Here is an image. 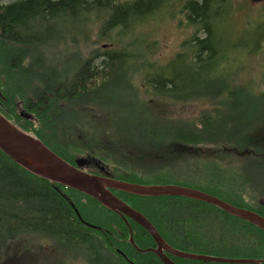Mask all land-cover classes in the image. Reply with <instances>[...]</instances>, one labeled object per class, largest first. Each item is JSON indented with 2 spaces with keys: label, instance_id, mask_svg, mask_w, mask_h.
<instances>
[{
  "label": "trees",
  "instance_id": "obj_1",
  "mask_svg": "<svg viewBox=\"0 0 264 264\" xmlns=\"http://www.w3.org/2000/svg\"><path fill=\"white\" fill-rule=\"evenodd\" d=\"M163 1L166 0H0V91L3 97L0 110L8 116L12 109L25 132L40 138L65 160L74 163L79 156L94 159L114 178L130 182H144L137 157L139 148L149 144L165 151L169 144L174 152L173 163L178 161V155H199L203 145L209 144L220 150L223 146H229L232 151L253 150L258 154L253 159L264 166L260 134L264 112L253 110V118L234 133L229 132V126L223 127L230 122L218 108L231 96L263 101L264 91L245 93L251 83H238L237 77L228 72L219 75V80L215 79L216 85L207 83L216 66L228 59L227 48L235 47L224 43L225 18L213 21L212 13L204 17L206 7L214 0H183L184 9L189 11V24L195 25L194 33L204 29L206 36L191 37L188 49L184 52L182 49L175 55L178 60L172 59L166 65L154 57L156 50L150 47V41L135 53L129 49L124 36L119 35L122 26L123 34L142 30ZM262 3L264 6V0ZM72 5L78 17L90 6L108 11L101 33L107 34L104 39L109 41L110 50L101 48L103 53L96 48L93 59L81 52L78 57L70 53L64 61L49 55L47 34L55 31L52 24L66 21L64 13L57 11ZM56 31L63 39L79 38L75 28ZM252 41L247 51L254 59L263 50L264 33L257 30ZM156 71L173 73L167 80L159 77L162 96L171 97L176 103L188 101L198 106L210 101L212 109H200L185 120L156 121L155 113L161 106L143 103L140 99L141 94L157 96L150 90L158 87L154 84L158 79L151 78V73ZM221 81L222 86H217ZM216 87L233 89V92H216L213 90ZM17 110L29 112L32 117L22 118ZM224 128L226 132L221 135L220 130ZM219 171L209 175L207 186L211 189L230 184L227 183L230 180L219 176ZM171 180L172 177L168 182ZM115 192L143 212L163 238L177 249L231 258H243L244 253H251L254 258L264 256V230L216 206L186 197H146ZM236 193L234 205L257 212L263 208L257 202L246 200L244 194ZM129 223L138 247L145 249L156 244L137 222L129 219ZM96 232L104 236L93 234ZM129 233L121 216L98 200L33 174L0 150V264L6 252L9 255L35 253L36 256H30H35L34 263L40 264L38 260L46 246L97 247L102 237L113 239L115 235L126 239L117 243L119 247L134 249L129 257L143 258L151 254L135 250L127 239ZM106 245L114 246L111 242ZM177 259L187 264H230ZM156 261L162 264L159 259ZM125 263L129 264L126 260Z\"/></svg>",
  "mask_w": 264,
  "mask_h": 264
},
{
  "label": "rangeland",
  "instance_id": "obj_2",
  "mask_svg": "<svg viewBox=\"0 0 264 264\" xmlns=\"http://www.w3.org/2000/svg\"><path fill=\"white\" fill-rule=\"evenodd\" d=\"M182 5L183 0H167L166 3H162L160 8L155 11V15L152 19L143 24L142 30L138 33L127 32L123 34L124 28L122 26L120 31H122L123 35H119L124 36L123 39L128 43L129 49L134 50L135 53H139V49L150 41V47L156 50L154 57L157 58L160 64H167L175 54H178L182 49L183 52L188 49L187 46L189 45L191 37L196 35L204 38L206 36L204 29L194 33L195 25H190L189 17H187L189 11L183 10ZM237 5L243 6L238 7ZM158 6L159 4L157 7ZM83 11L86 13L87 19L80 18L76 20L75 15L74 20L75 23L81 22V26H84V22L89 24V28L86 29V33L89 34V36H84V42H80L79 49H82L83 52L87 51L89 46L86 42L90 41L94 45V49L103 48V50L107 51L105 47L109 46V41L104 39L107 37V34L105 32L103 34L101 33L102 21L105 20L104 17H106V15L101 16V14L108 11L102 10L96 6L94 9ZM210 13L213 15L211 18L213 21H217L221 18L224 20L225 18L227 31L225 32L224 43L230 46L234 44L235 47L227 48L228 59L226 61H221L216 66L215 70L210 74V79L207 83L210 82L212 85H216L215 79L219 80V75L228 72L231 76L234 75L235 78L237 77L238 83L245 82L246 85L251 83V86H249L250 88H247L245 93L255 94L263 91L264 79L262 80L261 78L264 75V47L260 54L254 59L248 56L247 51V45H252L253 36H255L257 30L264 33V6L262 0H226V2L214 0L213 4H209L206 7L204 17L208 16ZM219 22H221V20ZM134 23L136 24L137 21L134 20ZM126 29H129V27ZM117 36L118 34H115L116 38ZM76 50L77 48L71 47L69 51L72 53ZM103 50L101 49L99 52H103ZM65 56L68 55L62 48L58 50L56 59L58 61H64ZM176 60H178V58H176ZM151 74L157 75L155 72ZM186 81L189 83V80ZM217 86H222V81L218 82ZM140 99L143 103H150L161 107L166 106L164 108H156L157 113H155V117L158 122L164 119L168 121L172 118H182L185 120L189 118V116L195 115L200 109H212L213 107L210 101H204L198 106L188 101L181 104L145 94H141ZM218 108L220 109V114L225 115L226 120L230 122L229 125H224L223 127L229 126V132H232L233 124V132L236 133L238 128L245 127L253 118V110L261 109L260 112H264V100L259 102L253 98L246 97H241L239 100L231 96L228 102L225 101L221 103L218 105ZM142 111L146 113V109ZM100 113L103 114L102 112ZM225 132V128L224 130H220L221 135ZM260 134L263 138L261 144L264 145V127L260 130ZM227 147L223 146V149L220 150L219 148L212 147V145L204 144L203 149H200L203 156L201 153L199 155L187 153L185 157L178 155V161H174L173 163L174 175L169 184L197 188L212 195L225 198L219 189H211L207 186L209 175L214 173L218 174L219 169V176L224 180H230L227 183H241L253 189L263 188L264 190V166L253 159V157L258 155L257 152L248 149L243 151H238L236 149L232 151ZM138 158L139 156L137 159ZM223 160L226 163L223 162ZM147 162V160L141 159L138 162V166H143L140 163L147 164ZM197 177L200 179H197ZM127 239H129V237ZM114 245L118 246L117 244ZM30 254L36 256L35 253ZM30 254L19 255L12 253L9 255L6 252L5 257L2 258L4 259L2 264H25L26 261H29L26 260V258ZM244 255L245 256L241 257H255L251 253H244ZM35 256H31L30 260L34 259ZM258 259H264V256Z\"/></svg>",
  "mask_w": 264,
  "mask_h": 264
},
{
  "label": "water",
  "instance_id": "obj_3",
  "mask_svg": "<svg viewBox=\"0 0 264 264\" xmlns=\"http://www.w3.org/2000/svg\"><path fill=\"white\" fill-rule=\"evenodd\" d=\"M0 96H2L1 91ZM21 115L26 118L32 117L29 112L24 111L21 112ZM0 150L33 174L87 194L118 213L128 223L129 239L135 248L140 252L155 253L165 264H178L169 259L166 252L188 260L230 264H264V259L213 256L177 249L166 242L154 224L142 212L123 201L113 192V189L138 196H180L203 201L264 230V216L256 211L233 205L218 196L193 187L141 184L116 179L108 174L87 171L80 166L82 160L76 159L78 166L73 165L50 149L40 138L24 132L2 113H0ZM77 214L79 215V213ZM128 218L137 222L152 236L157 244L156 248L141 249L137 246L133 240V229L129 225Z\"/></svg>",
  "mask_w": 264,
  "mask_h": 264
},
{
  "label": "flooded vegetation",
  "instance_id": "obj_4",
  "mask_svg": "<svg viewBox=\"0 0 264 264\" xmlns=\"http://www.w3.org/2000/svg\"><path fill=\"white\" fill-rule=\"evenodd\" d=\"M13 1L15 0H7V2H13ZM183 10H184V5H183ZM57 12H60V13L63 12L65 14H68V13L73 14L75 13V8L72 5L69 8L68 7L62 8ZM52 26L54 27L55 31L49 34L50 39H51L50 44H49V55L51 57L52 56L57 57L58 50L62 48L64 49L66 54L69 55L70 48L75 47L77 48V50L71 53L72 57H78L76 55L79 52H81L84 56H90L92 59L95 58L96 54H95V49L93 48L94 45L90 41L86 42L89 48L87 49V51H84V52L82 51V49L81 50L79 49L80 42H84L83 39L73 40L69 38L66 40L67 42L66 46L60 44L61 40L60 39L57 40L58 33L56 30L62 26H69V25L54 23L52 24ZM70 26L77 27L78 24H70ZM108 45H109L108 47H105L107 51L111 49L110 43ZM52 52L54 53L52 54ZM97 56H99L100 58L103 57V55L101 54H98ZM175 58L177 57L176 56L172 57V59H175ZM155 73H157V75L151 74V78L158 79V83L157 81H154V84H156L157 86L160 84L159 77H163L165 80H167L171 74L173 75L172 72L166 73V72L160 71L159 73L158 71H156ZM163 85H165V83H163ZM150 90L157 94L156 97L158 99L174 101V99L171 97L168 98L166 96H162L161 93H163V91L162 89H159V86L150 88ZM213 90L216 92H220L221 90L225 91L226 93L233 92V89H228V88L223 89L221 87H216ZM164 107L166 106H163V108ZM0 111L5 115V112L3 110H0ZM17 112L18 114L20 113L19 110H17ZM6 117H8L12 122H14L16 125L20 127V124H19L20 122L18 121V118L12 109L8 111V116ZM161 139H164V137ZM139 154L140 155L137 160L138 162L141 159H145L148 161L147 164L140 163L143 166H139V169L141 171L140 175L144 179L143 183L145 184H169L168 182L169 178L173 177L174 175V166H173L174 152H173V149L170 148L169 144H167L166 151H164L161 148L159 149L158 146H152V144H149V145L139 148ZM77 158L83 159L81 166L82 168L88 171L95 172V173L110 174V172L107 171L106 167L103 164H101L99 161H96L94 159H89L87 157H82V156H79ZM72 164L77 166L76 159H75V162ZM218 189L226 199L223 197L222 198L231 203H235V201L237 200L238 193L236 192H239L240 194H244L246 197V200L257 202L259 206L263 207L258 213L264 216V190L253 189L241 183H230L226 186H220ZM93 234L104 236L103 235L104 233L102 232H96ZM105 234H107V232H105ZM112 235H113V232H112ZM121 241L124 242L125 238L118 237L115 235L113 239L102 237L99 242L100 245L97 247H85L82 249H78V248H65L61 246H57V247L47 246L43 248V252L40 256V262L41 264H126L125 263V260H126L129 264H158L156 259H159L162 264H165L164 261H162L155 253L145 255L143 258H135V257H129V254L132 253L134 250L132 248H128V247L120 248L116 245L114 246L106 245L108 242H111L112 244H117L118 242H121ZM156 246L157 245L155 244L152 247L156 248ZM79 251L83 253H79ZM166 255L169 259H171L172 261L178 264H187L177 259L178 257L176 258L175 256L167 252H166ZM26 260H29V256L26 258ZM134 260L137 261V263ZM28 262L29 261H26L25 264H28Z\"/></svg>",
  "mask_w": 264,
  "mask_h": 264
},
{
  "label": "bare ground",
  "instance_id": "obj_5",
  "mask_svg": "<svg viewBox=\"0 0 264 264\" xmlns=\"http://www.w3.org/2000/svg\"><path fill=\"white\" fill-rule=\"evenodd\" d=\"M16 1V0H15ZM14 2V1H13ZM65 8H67V6L65 7ZM89 9H94L95 8V6H90V7H88ZM83 13V15L81 16V17H78V16H76V20H78V19H80V18H83V19H87V15H86V13L84 12V11H82ZM106 13H104V14H101V16H103V15H105ZM75 15H77V10L75 9V13H73V14H71V13H68V14H65L64 13V16H65V22L64 23H60V24H64V25H69V26H62V27H60L59 29H61V28H68L69 30H72L73 28H75V32H77L79 35H77V36H79V40H81V39H83L84 38V36L86 35H88L87 33H86V29H88L89 28V24L87 23V22H84V26H81V22H78V23H75V20H74V17H75ZM105 18V17H104ZM70 24H78V26L76 27H71L70 26ZM83 30H85V32L84 33H82V34H80V32H82ZM66 35H68V34H66ZM47 36H48V38L50 39V36H49V34H47ZM60 34H59V37H58V39L57 40H61L60 41V44H62V45H64V46H66L67 45V42H66V40L67 39H69V38H66V39H63V38H60ZM51 40V39H50ZM117 191H119V190H117ZM113 192L116 194V192H115V190L113 189ZM134 195V194H133ZM103 205V204H102ZM104 206V205H103ZM106 207V206H105ZM113 211V210H112ZM141 212V211H140ZM116 213V212H115ZM143 213V212H142ZM116 214H118V213H116ZM144 214V213H143ZM119 215V214H118ZM145 215V214H144ZM120 216V215H119Z\"/></svg>",
  "mask_w": 264,
  "mask_h": 264
}]
</instances>
